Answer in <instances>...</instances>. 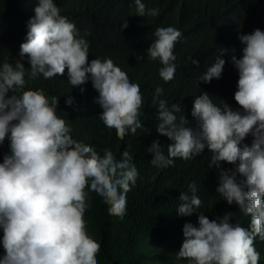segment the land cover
<instances>
[{
	"label": "clouds",
	"instance_id": "9594fccd",
	"mask_svg": "<svg viewBox=\"0 0 264 264\" xmlns=\"http://www.w3.org/2000/svg\"><path fill=\"white\" fill-rule=\"evenodd\" d=\"M135 5L140 16L159 15V9H146L142 0H135ZM34 12L27 22L20 59L15 65H0V144L10 139V154L0 163V228L5 249L0 264H98L101 245L88 234L84 219L89 207L86 189L90 185L89 190L103 198L109 214L122 218L127 193L136 185L139 172L127 150L117 160L107 148L101 156L91 145L73 139L71 127L56 114L59 99L47 96L43 89H26L25 76L51 79L63 76L67 69L69 83L80 86L90 74L99 92L96 103L103 108L100 118L116 130L120 140L143 127L138 119L143 103L140 86L130 82L111 58L89 63L88 40L78 36L75 24L61 15L54 0H38ZM127 27L125 21L123 28ZM154 35L147 54L151 60L159 59L163 65L159 75L168 82L174 79L177 57L173 49L182 33L168 26L156 29ZM239 39L244 47L241 58L232 56L239 71L234 98L243 111L226 102L218 107L205 92L194 101L192 115L200 125L193 130L186 127V117L177 123L174 113L181 111L180 105L169 109L166 101H158L157 129L172 143L165 155L160 143L154 142L148 149L154 153L151 164L174 166L175 158L192 159L207 147L213 153L209 167L219 170L217 192L251 217L250 230L239 223L233 225L231 212L216 220L201 212L199 227L186 223L176 258L187 264H259L260 260L254 241L257 236L264 241V31L256 29ZM227 51L219 50L200 80L221 77L226 63L221 55ZM25 57L30 62L27 73L22 63ZM192 63L199 65L198 60ZM155 91L162 94L163 88ZM66 103L71 105L73 98ZM249 134L254 137L252 145L241 147ZM222 162L236 167L224 169ZM189 187L191 197L187 193L179 196L182 203L176 211L181 216L192 215L202 204L195 194L196 184Z\"/></svg>",
	"mask_w": 264,
	"mask_h": 264
},
{
	"label": "trees",
	"instance_id": "16d2710c",
	"mask_svg": "<svg viewBox=\"0 0 264 264\" xmlns=\"http://www.w3.org/2000/svg\"><path fill=\"white\" fill-rule=\"evenodd\" d=\"M146 9L157 8L159 15L140 16L136 13L135 0H54L61 15L74 23L79 37L89 42V63L92 59L102 61L111 58L114 64L128 74L130 82L140 86L143 99L138 119L143 127L135 135L129 133L123 140L115 129H109L100 118L103 108L96 103L99 92L89 80L80 86L69 83L67 69L63 76L27 81L26 89H43L49 97L56 96L58 117L71 127V136L77 141L91 145L101 156L104 149L113 152L117 160L127 150L139 172L137 183L127 193L126 214L121 218L112 216L103 198L91 192L89 207L84 219L88 234L100 243L98 264H187L176 256L184 242L183 227L192 223L199 227L198 217L203 212L210 220L222 218L231 212V223H239L250 230L251 217L245 216L236 203L228 204L218 192L219 170L209 167L213 153L206 147L204 152L192 159L175 158L174 166L156 168L151 164L154 153L150 146L158 141L167 155L172 141L158 132L160 122L159 100L167 102L169 109L178 104L181 111L174 113L177 123L186 117V127L198 130L200 122L192 110L197 96L207 92L214 105L223 108L226 102L234 110L243 111L235 101L238 90L239 71L232 56L241 58L244 45L241 34L264 31V0H142ZM38 0H0V65L4 62L15 65L20 59L21 44L27 39V22L35 15ZM127 21L128 27L123 28ZM172 26L182 36L175 43L173 54L176 72L174 79L165 82L159 75L163 66L159 59L151 60L147 49L156 40L155 30ZM226 61L219 79L211 82L200 80L215 63L221 48ZM143 56L140 60L138 57ZM198 60L199 65L193 64ZM26 73L30 62L22 60ZM163 88L162 94L156 88ZM84 89V91H81ZM73 98L69 105L66 101ZM157 100L153 104V99ZM10 136V133H9ZM254 137L249 134L242 142L251 146ZM5 154H10V139L0 144V163ZM239 162H237L238 164ZM224 169L236 165L222 162ZM155 177V179H154ZM242 177L238 176V179ZM196 184L195 193L202 201L190 216H181L177 208L182 201L179 196L193 194L189 185ZM3 229L0 228V259L5 255L2 244ZM260 253L259 264H264V241L259 236L254 241Z\"/></svg>",
	"mask_w": 264,
	"mask_h": 264
}]
</instances>
